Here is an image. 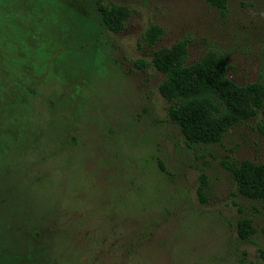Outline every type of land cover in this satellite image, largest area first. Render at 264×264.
I'll return each mask as SVG.
<instances>
[{"label":"rangeland","instance_id":"1","mask_svg":"<svg viewBox=\"0 0 264 264\" xmlns=\"http://www.w3.org/2000/svg\"><path fill=\"white\" fill-rule=\"evenodd\" d=\"M37 1L0 0V264H264V0Z\"/></svg>","mask_w":264,"mask_h":264},{"label":"trees","instance_id":"2","mask_svg":"<svg viewBox=\"0 0 264 264\" xmlns=\"http://www.w3.org/2000/svg\"><path fill=\"white\" fill-rule=\"evenodd\" d=\"M9 0H7L8 2ZM45 0H38L36 5L43 4ZM6 2V3H7ZM122 7L115 3H110L109 5H101L99 7L102 12V22L105 26L109 27L113 21L114 14L120 11ZM221 58V56H220ZM220 58L215 56L212 52L207 54L205 58L195 62V66L204 67L210 65L213 60H216L218 63H222ZM153 65L156 69L164 72L171 81L173 85V93L176 97L180 98L183 102L182 105L198 104L203 106L210 105V101H215L217 99H224L226 104V109L224 114L218 118L231 119L234 121L240 120L244 115L242 112H239L235 109V106L232 104L234 99L228 92H224L219 89L214 83L208 80H202L199 83L197 88H189L185 91H182L177 84L174 82V74L177 70L173 63L170 62L168 57H161L153 60ZM14 90V87H11ZM246 89L253 94H255L256 99H262L264 96V87L263 84L259 81H255L246 85ZM14 99V98H13ZM231 102V103H230ZM168 116L173 120L179 127L182 135L188 141L192 140L193 127L190 119L187 114L182 110V108L170 107L168 109ZM247 170L255 172L260 175L264 173V162L261 164H255L250 161H245L241 169L233 170L234 176L238 181V186H241L243 179L246 177ZM257 199L264 201V195L259 194ZM238 234L241 238H245L247 233L245 232L243 225L239 224Z\"/></svg>","mask_w":264,"mask_h":264}]
</instances>
